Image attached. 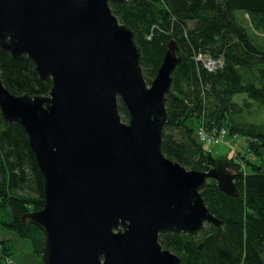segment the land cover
Here are the masks:
<instances>
[{
    "label": "water",
    "instance_id": "95a60500",
    "mask_svg": "<svg viewBox=\"0 0 264 264\" xmlns=\"http://www.w3.org/2000/svg\"><path fill=\"white\" fill-rule=\"evenodd\" d=\"M125 1L0 0V52L26 56L51 81L46 96H16L0 79V114L25 131L43 184V208L21 221L43 234L41 264H179L160 236H196L206 225L216 231L198 247L235 263L238 250L201 193L214 180L238 197L231 164L187 171L163 154L181 57L168 42L148 84L134 33L110 8Z\"/></svg>",
    "mask_w": 264,
    "mask_h": 264
},
{
    "label": "trees",
    "instance_id": "16d2710c",
    "mask_svg": "<svg viewBox=\"0 0 264 264\" xmlns=\"http://www.w3.org/2000/svg\"><path fill=\"white\" fill-rule=\"evenodd\" d=\"M110 8L133 31L148 84L156 76L168 42L178 46L181 62L166 97L168 121L162 139L166 158L187 171L208 172L215 166L217 159L199 140V129L188 125L191 119L207 135L224 130V137L245 138L247 153L264 155V124L241 119L251 106L264 108V0H126L111 3ZM198 56L219 61L221 66L209 72L196 60ZM0 79L16 96H46L51 89V81L41 82L26 56L15 59L0 52ZM239 95L244 98L236 103ZM119 111L127 123L121 103ZM237 157L226 159L238 197L220 191L214 180L207 181L202 197L238 250L240 258L232 264H264V171L247 161L251 172L243 173ZM42 208V179L27 135L0 114V226L29 240L40 262L43 234L21 218ZM215 231L206 225L196 236L167 234L160 236L159 243L180 259L179 264H222L198 247ZM0 248V264H5L3 259L14 250L9 240H0Z\"/></svg>",
    "mask_w": 264,
    "mask_h": 264
},
{
    "label": "rangeland",
    "instance_id": "374dc122",
    "mask_svg": "<svg viewBox=\"0 0 264 264\" xmlns=\"http://www.w3.org/2000/svg\"><path fill=\"white\" fill-rule=\"evenodd\" d=\"M243 95L236 96L234 101L236 103H241ZM241 119L247 122L264 124V108L259 106H251L250 109L245 112ZM188 125L197 131L199 128V124L196 120H189ZM226 133V131H225ZM217 138L218 143H212L209 146H206V149L212 152V155L216 159H226L231 157H237L240 163V170L243 173L251 172V167L247 161L251 162L254 165H260L262 171H264V155L260 158L253 156L247 153L246 148V139L243 137H219ZM233 174V173H232ZM30 210L29 212H32ZM0 240H9L13 247V255L11 257H7L3 259L5 264H41L40 259L34 255L32 251L31 242L27 239H22L15 232L7 230L6 228L0 226ZM1 249V248H0Z\"/></svg>",
    "mask_w": 264,
    "mask_h": 264
},
{
    "label": "built area",
    "instance_id": "2783aa9c",
    "mask_svg": "<svg viewBox=\"0 0 264 264\" xmlns=\"http://www.w3.org/2000/svg\"><path fill=\"white\" fill-rule=\"evenodd\" d=\"M196 60L201 62L203 64L204 68L209 72H213L221 66L219 61L212 60L210 58L203 57V56H198L196 58ZM197 135H198V138L201 141V143H203V145L209 146L212 143H218V141H219V140L217 141L218 136L222 135L219 137V139H220L221 137H224L226 135V133L224 130H222L217 135L211 136V135L205 134L203 129L200 128V130H198V132H197Z\"/></svg>",
    "mask_w": 264,
    "mask_h": 264
}]
</instances>
